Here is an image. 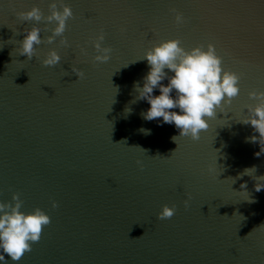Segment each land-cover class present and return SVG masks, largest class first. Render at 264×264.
Returning <instances> with one entry per match:
<instances>
[{
	"label": "water",
	"instance_id": "1",
	"mask_svg": "<svg viewBox=\"0 0 264 264\" xmlns=\"http://www.w3.org/2000/svg\"><path fill=\"white\" fill-rule=\"evenodd\" d=\"M51 2L0 0V202L17 193L21 211L51 218L32 251L17 262L5 254L7 264H264V189L236 179L253 166L264 175V153L246 139L259 134L238 122L256 103L248 93L264 92V0H64L69 46L57 37L29 61L17 50L34 22L16 13L48 15ZM101 30L106 63L93 59ZM169 39L185 50L213 44L223 69L240 76L239 95L206 118L198 141L173 142L174 124L146 121L147 101L131 103L149 71L138 60ZM50 50L61 61L44 66ZM164 205L175 214L160 220Z\"/></svg>",
	"mask_w": 264,
	"mask_h": 264
},
{
	"label": "clouds",
	"instance_id": "2",
	"mask_svg": "<svg viewBox=\"0 0 264 264\" xmlns=\"http://www.w3.org/2000/svg\"><path fill=\"white\" fill-rule=\"evenodd\" d=\"M48 7V15H44L37 6L16 13L20 21L34 22L30 29H24V38L19 41L17 50L19 55L26 56L29 61L37 55V46L42 43L52 44L57 37H60L61 46H69L64 33L67 21L73 18L71 7L65 4L64 0H52ZM171 11L175 13L177 25L184 23L185 18L182 13L175 9ZM40 24H43V28L39 26ZM42 31H50L51 35L42 39ZM104 39L101 30L92 41L97 53L93 57L95 62L106 63L110 59L112 48L102 46ZM81 52L87 54L84 48H81ZM144 60L147 61L149 71L143 77L142 87L140 82L134 83V91L137 95L131 103L147 101L150 107L141 112L142 118L146 121L162 118V123L174 124L179 130V135L171 138L175 143L179 137H189L193 141H198L201 131L209 127L206 118L215 117L218 108L223 112V105H230L239 95L240 76L223 69L222 58L211 43L207 44L206 50L204 45L185 50L181 47L179 39L161 41L148 49L144 57L138 61ZM60 61L61 57L57 51L50 50L42 60V64L55 66ZM166 69L168 71H165ZM71 71L78 79H83L85 76L84 71L78 67L72 66ZM164 80L168 81L167 85L162 83ZM156 89L159 90V95H153ZM248 96L256 103L245 106L248 115L238 122L251 125L253 131L259 134L246 138L251 143L259 144L260 151L255 153L259 157L264 153V92L251 91ZM125 111L130 113L131 108H126ZM140 131L146 135L150 134V130L142 128ZM137 164L143 167L141 161L137 160ZM256 171L255 166L245 168L236 179L245 175L250 176L256 181L254 190L260 192L264 189V175L253 176L252 173ZM240 187L247 192L246 183H242ZM190 198L189 196L184 201L186 208ZM248 202L255 201L249 198ZM22 205L23 201L17 193L13 194L12 202H0V262L4 264H7L5 254L12 261L17 262L26 253L31 252L32 244L39 242L44 227L51 223L50 216L40 208L25 213L21 211ZM52 207L54 209L58 207L55 201L52 202ZM175 210V205L172 207L164 205L157 218L170 219L175 214Z\"/></svg>",
	"mask_w": 264,
	"mask_h": 264
}]
</instances>
